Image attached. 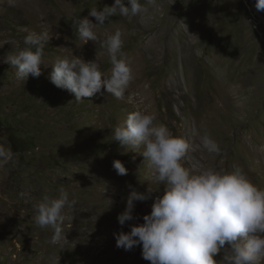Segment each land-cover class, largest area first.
I'll use <instances>...</instances> for the list:
<instances>
[{
	"label": "rangeland",
	"instance_id": "374dc122",
	"mask_svg": "<svg viewBox=\"0 0 264 264\" xmlns=\"http://www.w3.org/2000/svg\"><path fill=\"white\" fill-rule=\"evenodd\" d=\"M140 2L147 9L142 15L111 16L94 28L97 42L84 44L74 21L97 23L90 9L114 0H0V146L14 152L0 167V264H150L142 245L125 251L114 235L142 224L165 187L152 178L143 147L132 150L113 139L134 111L154 115L156 125L190 144L184 167L238 166L264 189V11L256 0ZM116 30L132 73L122 99L102 88L104 95L77 103L50 82L58 56L95 61L108 75L112 65L100 42ZM30 32L50 39L41 75L24 81L3 60L27 47ZM204 135L219 145V155L202 149ZM115 160L127 175L117 174ZM61 188L76 204L63 210L67 241L53 245V230L35 224L33 205L45 195L57 198ZM149 188L151 198L134 201L133 219L120 225L130 192ZM223 256L221 249L213 258L220 264Z\"/></svg>",
	"mask_w": 264,
	"mask_h": 264
},
{
	"label": "clouds",
	"instance_id": "9594fccd",
	"mask_svg": "<svg viewBox=\"0 0 264 264\" xmlns=\"http://www.w3.org/2000/svg\"><path fill=\"white\" fill-rule=\"evenodd\" d=\"M146 3L152 5L155 0ZM255 8L264 11V0H256ZM146 10L140 0H114L112 6L102 10L93 7L89 16L97 23L87 17L76 19L75 35L84 44L97 42L94 28L104 25L111 16L136 17ZM49 39L47 32H30L24 37L27 47L7 54L3 62L16 70L20 80L26 81L30 75L38 78L43 48ZM100 46L106 49L112 65L108 75L95 61L58 56L51 65L50 82L74 95L77 103L105 92L122 99L132 73L123 59L121 31L116 30ZM155 119L154 115L134 111L114 129L113 139L121 146L132 150L143 147L139 153L148 162L152 178L165 186L163 194L154 198L150 213L143 216L142 224L131 226L129 232L114 234L116 247L130 251L142 245V258L150 264H217L213 257L221 249L224 256L220 264H264V189L254 185L238 166L231 171L184 167L181 161L190 151V144L174 136L165 125H156ZM200 146L209 154L221 153L208 135L200 137ZM13 157L11 148L0 146V167L12 162ZM113 168L118 175H127L121 161L115 160ZM152 191L149 188L147 193L134 189L130 192L125 211L117 217L120 225L133 219L134 201L150 199ZM75 204L61 188L57 198L45 195L33 205L34 222L41 229L53 230V245L67 240L62 229L63 210Z\"/></svg>",
	"mask_w": 264,
	"mask_h": 264
},
{
	"label": "bare ground",
	"instance_id": "6f19581e",
	"mask_svg": "<svg viewBox=\"0 0 264 264\" xmlns=\"http://www.w3.org/2000/svg\"><path fill=\"white\" fill-rule=\"evenodd\" d=\"M48 235H49V234H48ZM50 236H51V235H50ZM74 238H75V236H74ZM66 239H67V238H66ZM39 240H41V239H39ZM44 241H45V240H44ZM65 241H67V240H65ZM43 249H44V248H43ZM41 255H42V254H41ZM42 262H43V261H42ZM44 264H48V263H45V262H44Z\"/></svg>",
	"mask_w": 264,
	"mask_h": 264
},
{
	"label": "built area",
	"instance_id": "2783aa9c",
	"mask_svg": "<svg viewBox=\"0 0 264 264\" xmlns=\"http://www.w3.org/2000/svg\"><path fill=\"white\" fill-rule=\"evenodd\" d=\"M259 22V20H257Z\"/></svg>",
	"mask_w": 264,
	"mask_h": 264
}]
</instances>
